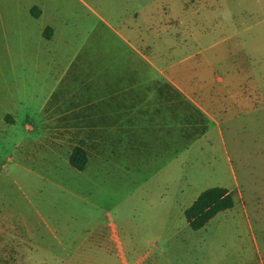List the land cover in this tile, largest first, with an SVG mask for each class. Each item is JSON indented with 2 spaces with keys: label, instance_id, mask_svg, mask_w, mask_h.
Masks as SVG:
<instances>
[{
  "label": "rangeland",
  "instance_id": "obj_1",
  "mask_svg": "<svg viewBox=\"0 0 264 264\" xmlns=\"http://www.w3.org/2000/svg\"><path fill=\"white\" fill-rule=\"evenodd\" d=\"M39 4L53 35L27 33L16 122L0 135V264H264V0ZM183 58L184 80L215 97L212 119L159 93ZM114 94L137 98L119 137L72 168L88 128L46 121L65 109L52 100L98 109ZM214 187L233 207L191 230L184 210Z\"/></svg>",
  "mask_w": 264,
  "mask_h": 264
},
{
  "label": "crops",
  "instance_id": "obj_2",
  "mask_svg": "<svg viewBox=\"0 0 264 264\" xmlns=\"http://www.w3.org/2000/svg\"><path fill=\"white\" fill-rule=\"evenodd\" d=\"M37 5L40 7H37ZM45 11L44 6L39 4V0H0V135L3 136L5 134L6 139L9 136L10 125L16 122L17 114L13 110L18 100L17 98L14 100L12 91L16 89V81L23 78L25 74V68L20 63L26 57V35L28 33L29 36H40L45 40H50L53 35L52 28L50 26L44 27L41 23V18ZM183 61L184 58L181 61L171 62L165 66L164 73L161 74L162 78H165V83L162 86H158L159 88L161 87L159 93L161 92L162 95L161 90L166 89L167 94L172 91L181 97L183 96L184 100L207 120L212 119L210 108L212 103L215 102V97L211 93L203 94L192 82L184 80L185 77H182L180 71L176 68V64ZM227 88L225 87V90ZM53 89L47 97L49 100L53 98L55 93ZM114 97V100L101 103L98 109H93V105L89 102L83 104L81 109H75L74 106L78 105L77 102L66 101V99H72V96H66V99L61 96L52 101H54L55 108L64 106L65 109L58 113L46 114V121L85 123L82 126L88 128L87 134L85 138L77 140L72 150L79 147L85 151L87 157L86 165L89 164L91 153L96 155L97 158L99 157L100 144L103 145L102 147H106L105 139L107 137H119L120 129H118V123L122 121V107H131L136 103L137 99L118 98L119 96H115V94ZM240 99L242 102L245 101L244 97ZM126 113H131V110H126ZM130 120L132 121V118L127 115L124 121L130 122ZM97 122L100 123L98 126ZM110 124H112L111 127L116 129L114 133L111 129H107ZM0 144L2 145L3 143L0 142ZM20 148H23L21 143H15L14 149L19 150ZM6 160H9V157ZM110 239L112 238L109 237L108 240ZM101 247L102 250L106 248L104 244ZM16 248L20 249L19 246ZM57 260L55 259V264ZM68 262L66 260L61 264H76L75 262Z\"/></svg>",
  "mask_w": 264,
  "mask_h": 264
},
{
  "label": "trees",
  "instance_id": "obj_3",
  "mask_svg": "<svg viewBox=\"0 0 264 264\" xmlns=\"http://www.w3.org/2000/svg\"><path fill=\"white\" fill-rule=\"evenodd\" d=\"M198 114L200 113L198 112ZM68 162L72 168L79 171L83 170L87 162L85 151L79 147L74 148L69 154ZM232 207L233 199L230 192L223 188L214 187L201 192L192 204L184 210L183 216L188 227L196 231L203 228L218 213Z\"/></svg>",
  "mask_w": 264,
  "mask_h": 264
}]
</instances>
